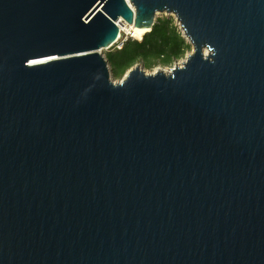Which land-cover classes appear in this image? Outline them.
Instances as JSON below:
<instances>
[{
  "label": "water",
  "instance_id": "1",
  "mask_svg": "<svg viewBox=\"0 0 264 264\" xmlns=\"http://www.w3.org/2000/svg\"><path fill=\"white\" fill-rule=\"evenodd\" d=\"M128 3L0 0V264H264V0ZM158 13L191 53L112 81Z\"/></svg>",
  "mask_w": 264,
  "mask_h": 264
},
{
  "label": "trees",
  "instance_id": "2",
  "mask_svg": "<svg viewBox=\"0 0 264 264\" xmlns=\"http://www.w3.org/2000/svg\"><path fill=\"white\" fill-rule=\"evenodd\" d=\"M136 35L138 39L129 37L120 49L113 46L105 54L112 80L121 79L138 63L146 70L156 66L170 67L183 59L190 49L172 19L157 20L149 31Z\"/></svg>",
  "mask_w": 264,
  "mask_h": 264
},
{
  "label": "rangeland",
  "instance_id": "3",
  "mask_svg": "<svg viewBox=\"0 0 264 264\" xmlns=\"http://www.w3.org/2000/svg\"><path fill=\"white\" fill-rule=\"evenodd\" d=\"M161 19H172V20H173V25H174V27L177 28V26H178V22L176 21V19H175L172 15L165 14V13H158V14H156V15H155V19H154V24L156 23L157 20H161ZM177 29H178V28H177ZM134 32H135V34L140 33V32H138V31H134ZM178 32L180 33L181 37L185 40V42H186L187 44H189L188 41L185 39V37H183V33H182L181 31H178ZM123 37H124V35H122V38H123ZM133 37H134V38H137V36H135V35H134ZM122 38H121V39H122ZM137 39H138V38H137ZM119 42H120V41H118L117 44L115 43L113 46H115V47L117 48ZM189 45H190V44H189ZM111 48H112V47H111ZM111 48H110V49H111ZM110 49H108V50H103V51L101 52V55L104 57L105 54H106L107 52H109ZM191 49H192V47H191V45H190V49L186 52L185 56H187V55H189V54L191 53ZM184 58H185V57H184ZM184 58L181 59V60L176 61V62H175L172 66H170V67L156 66V67H154V68L151 69V70H146V69H142V70L144 71L145 74H148V75L155 73L157 70H158V71H161V72H168V70L172 69L175 65H177V64L179 65L181 62H183V61H184ZM138 66H142V64H141V63H138ZM110 79L112 80L111 77H110ZM121 79H122V78H121ZM121 79L112 80V81L116 82V81H119V80H121Z\"/></svg>",
  "mask_w": 264,
  "mask_h": 264
},
{
  "label": "built area",
  "instance_id": "4",
  "mask_svg": "<svg viewBox=\"0 0 264 264\" xmlns=\"http://www.w3.org/2000/svg\"><path fill=\"white\" fill-rule=\"evenodd\" d=\"M177 30L178 31H181L180 29H179V26H177ZM131 29V28H130ZM133 32H134V30H130V31H128V32H126V31H120V34H119V36H118V40H117V42H116V44L118 43V41H120L119 42V44H118V46H117V49H120L121 48V46H122V44L124 43V42H126V40L129 38V37H133L134 36V34H133ZM122 35H124V37L122 38ZM122 38V39H121Z\"/></svg>",
  "mask_w": 264,
  "mask_h": 264
},
{
  "label": "bare ground",
  "instance_id": "5",
  "mask_svg": "<svg viewBox=\"0 0 264 264\" xmlns=\"http://www.w3.org/2000/svg\"><path fill=\"white\" fill-rule=\"evenodd\" d=\"M128 1L129 0H126V2L128 3ZM129 4V3H128ZM118 27H119V29H120V31H126V32H128V31H130V30H134L133 28H131L129 25H127L126 23H124L123 21H119V23H118ZM131 28V29H130ZM134 31H136V30H134ZM139 32V31H138ZM119 34H120V32H119ZM133 34L135 35V36H137L136 34H135V32H133Z\"/></svg>",
  "mask_w": 264,
  "mask_h": 264
}]
</instances>
